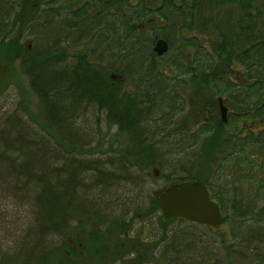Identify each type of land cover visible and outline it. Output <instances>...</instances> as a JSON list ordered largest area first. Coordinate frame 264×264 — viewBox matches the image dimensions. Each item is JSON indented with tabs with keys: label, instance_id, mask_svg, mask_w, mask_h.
<instances>
[{
	"label": "rangeland",
	"instance_id": "obj_1",
	"mask_svg": "<svg viewBox=\"0 0 264 264\" xmlns=\"http://www.w3.org/2000/svg\"><path fill=\"white\" fill-rule=\"evenodd\" d=\"M13 1L19 4L20 0ZM245 1H248V4L241 6ZM81 4L82 0H61L54 9H44L43 6L25 9L26 22L36 24L33 29L24 28L25 24L16 20L19 13V8H16L11 12L8 21V28L13 33L3 40L4 44L0 45V147H4L11 138L19 136L18 119L23 118L34 128H44L57 134L62 148L67 152L65 158H68V152H71L69 154L73 152L74 155L80 154L77 157L81 160L77 157L73 158L84 164L83 178L79 180L78 185V191L81 192L77 200L78 214L73 220L80 224L79 234L83 243L82 253L80 252L83 259L77 264H129V259L134 253H129L126 247L120 250V258L116 262L113 261L114 257L105 253V248L112 251L115 245L114 236L109 231L106 232L107 228L112 231L120 230L112 223L113 221L127 223L133 218L131 234H137L138 242L160 240L159 231L155 228L160 213L143 214V212L151 207V199L154 195L157 197L158 192L188 181L205 182L212 200H219L221 203L219 207L225 221L215 229L185 220H175L172 224L173 228L186 227L194 232V237L191 235L188 237L194 240L192 247L183 248L176 243L177 250H173L174 253H170L164 260L158 254L152 255L154 250L150 248L155 246L153 242L149 247L140 246L139 253L143 254L144 259L142 264H197L198 254L208 255L207 261L200 264H264V192H261L264 189V146H246L243 161L240 155L233 151L230 141L211 146L201 143L200 147L185 149L187 141L177 139L176 135L172 137L165 134L173 133V128L179 125L184 128V133L192 128V118L187 114L189 109L186 101L183 104V113H176L178 115L175 118H169L174 122L175 127L162 124L170 116L169 108L172 107H168L167 103L160 106L161 110L155 115L158 116L156 124H160L161 129L165 130L163 129L158 135L159 129L152 119L147 127L152 134L145 135V138L142 136L143 140L140 141L147 139L163 142H160L157 146L158 150L154 152V163L147 166L138 163L141 166L138 168L130 165L135 157L131 151L135 142L132 144L131 140L136 136L119 130L116 125L106 124L103 110L92 108L87 111L88 120L83 117L78 120L82 141L70 140L66 138L64 129L49 125L43 100L33 84L35 80L33 75L49 62L44 61L41 67L33 68L30 72L26 70L28 64L24 62L29 57L44 58L47 53L56 52L60 45L68 56L65 62L61 59L56 60L53 65L56 68L72 62L76 54L83 53L88 61L113 73L115 76L113 79L118 75L122 76L119 86L126 92H134L138 95L142 94L146 87L149 91L158 94L160 81L152 79V76L161 68L165 76L173 78L172 81L168 79V82H172L169 88L179 94L182 101L187 100L191 93L188 77L174 79L176 69L170 65V61L187 65L191 58L188 48L179 52L171 49L161 60L155 61H149L151 55L149 48H140L137 43L134 44L131 52L127 53L128 50L121 49V44L125 37L134 31L131 30L130 25L135 12L125 15L121 8L120 12L116 11V14L121 16L119 21L116 22L111 18L102 20L98 29L101 33H97L91 21L87 24L84 22L79 27L63 26L62 21L69 20L67 17L69 12L81 8ZM199 8V13L195 12L196 22H201L203 18L207 19L209 27L207 31L198 30L195 34L200 39L205 37L207 42L214 43L223 38L227 49L230 46L233 50L239 51L248 44L242 39L243 31L240 32L239 25L245 27L254 22L253 34L257 36L264 33V0H200ZM95 9L96 7H93L90 11L95 12ZM91 12H88V16H92ZM150 18L156 21V25L160 24L157 16H144L139 21H135L143 27L136 32V36L144 37L157 32L145 31ZM238 32L241 33V37L236 36ZM12 37L13 39L15 37L20 47L13 51L9 47ZM25 47L29 51L22 54ZM144 59L146 60L144 64L138 66ZM232 70L234 76L240 75L246 81L249 80L245 77L242 66L234 65ZM255 75L252 77L254 78ZM214 92L213 90L212 93ZM222 97L225 99L226 95ZM261 122L264 124V119ZM240 125L243 127L241 135L248 126L256 132L264 128L259 124V119L244 120ZM225 132L227 133V130ZM25 137H28V145L33 149V138L29 134ZM14 141L21 142V140ZM76 148L82 150L78 151ZM226 156H228L227 160H225ZM68 161L70 160L64 159L66 164ZM253 161L257 167L255 174L251 175L250 167ZM243 174L245 177L240 179L239 176ZM17 201L14 196L0 190V264H21L20 261L16 262L10 250L16 246L20 229L25 224V216L27 217L26 207ZM97 230L102 232L105 248L99 246L98 240H93L92 236ZM70 236L65 234L63 240L73 243ZM180 248H183L181 252L184 254L180 260H176L175 255L179 254L176 252ZM67 249L64 246L63 252L71 256ZM100 251L105 255L101 256Z\"/></svg>",
	"mask_w": 264,
	"mask_h": 264
},
{
	"label": "trees",
	"instance_id": "obj_2",
	"mask_svg": "<svg viewBox=\"0 0 264 264\" xmlns=\"http://www.w3.org/2000/svg\"><path fill=\"white\" fill-rule=\"evenodd\" d=\"M180 2L184 7H187L185 0H180ZM50 4H53V2L43 3V5ZM120 4L128 10L132 7L127 3V0H122ZM247 4L248 1H245L242 2L241 6ZM31 7H41V4H38L37 0H20L19 4L13 0H0V45L4 44L3 40L13 33L8 28V21L11 12L16 8H19L16 20L25 24L24 28L33 29L36 27L35 22L29 24V22H26L27 18L24 17L25 9H31ZM173 8L175 7L173 6ZM188 10L189 6L184 10L179 7L173 9V12H178L180 16L186 17ZM241 30L243 31L242 39H245L248 43L247 47L238 52L221 48L218 52L211 53L205 66L206 76L214 86H218L215 83L217 81L225 82V88H223L225 92L235 91L239 84H231L229 74L225 73L228 69L224 66L231 63L242 66L245 77L249 80H245L239 87L241 92L247 96L245 102L252 103V107L243 106L240 110L242 114L239 117L253 121L259 119V124L264 126L261 122L264 119V33L257 36L252 34L253 24H247ZM15 43L16 39L12 37L9 42L11 51L20 48ZM59 47L56 52H49L44 58L32 59L29 57L24 62L28 64L26 68L28 72L33 68L41 67L45 62L50 63L44 65L43 69H39L38 73L33 75L35 78L34 88L43 100L49 125L64 129L66 138L70 140L82 141L78 120L82 117L88 120L87 111L92 108L99 111L103 110L106 124L109 126L116 125L119 130L136 136L131 140L132 144L135 142L131 150L135 157H133L130 165L138 168L141 167L138 163H143L146 166L153 164L154 152L158 150L157 146L163 141L140 140H143L142 136L145 138V135L152 134L151 131L147 130V127L150 119L157 117L155 115L161 105L175 100L180 104L183 103L182 98L169 88L171 82H168V79L171 81L173 78L165 76L162 69L159 68L152 79L155 78L161 81L158 84V94H161L160 100L155 104L157 98L152 96V91L145 87L143 94H139L144 95L147 100L142 101L139 94H129L119 86L122 79H111L107 71L88 61L87 56L83 53L76 54L72 62L65 63L63 66L60 65L58 68L54 67L56 60L61 59L63 62L67 60L66 51L63 50L62 45ZM28 51V48L25 47L22 54H26ZM170 64L176 69L174 78L187 76V65H179L174 61H170ZM214 74L217 75V78L214 77ZM252 75H255V77L253 78ZM180 104L178 103V106L172 108L174 111L167 121L162 123L164 126H174V122L169 118L175 117L177 111L178 113L182 111L183 108ZM236 119L238 117L233 116V120ZM18 122H20L19 136L11 138L4 147H0V190L14 196L18 200L17 202L25 206L27 210L26 221L23 228L20 229L16 246L10 249L11 255L16 259V262L20 261L21 264H77L80 259H83L80 256L83 243L81 234H79L80 224L75 223L73 220L78 214L77 203L79 201L77 200L81 196L78 185L80 184L79 180L83 178L82 168L84 164L73 157L80 154L74 155L73 152L72 154L68 152L69 156L65 158L67 152L62 148V144L56 136L57 134L44 128H34L23 118H19ZM156 125L159 129L157 134L160 135L159 133H162L164 128L161 129L160 124ZM172 132L171 134H165V136L171 135L173 137L176 135L177 139L187 141L188 144L185 149L192 147L191 143L188 142L186 133L176 128H173ZM28 134L33 138V149L32 146L28 145V137H25ZM258 135V137H252L251 132H248L243 139V146L251 142L264 146V128L259 131ZM235 139L239 138L234 136L233 140ZM14 140H21V142L17 143ZM243 146L237 149L233 147V151H243ZM76 149L78 151L82 150V148ZM64 159L70 161L66 164ZM201 183L205 184L203 181ZM155 197L154 195L151 199V207L143 214L160 213V218L157 224L155 223L160 240L155 239L152 241L155 246L150 250H154L152 255L158 254L165 260L170 253H174L173 250H177L175 248L176 243L183 248L192 247L194 240L188 237L189 235L194 237L195 234L186 227L173 228L172 224L175 220L184 219L166 215L162 211L157 197ZM215 202L219 206L221 205L219 200ZM133 216H136V214H133ZM112 223L120 228V230L113 229V231L107 228L106 232L109 231L114 236L115 245L111 249L112 251L105 248V241L100 230L95 231L92 236L93 240H98L99 246L106 249L105 253L110 257H114V262L117 259L119 260L120 250L126 247L129 253H134V256L129 259V264H142L143 254L139 253L141 250L138 248L140 246L149 247L152 242H138L137 234H131L133 218L127 223L118 220ZM65 234L71 235L73 243L63 240ZM160 244L161 246L163 244V246L161 247ZM64 246L68 248L67 251L71 256L63 252ZM183 248L176 252L179 254H172L177 257L176 260L183 257L184 253L181 252ZM132 250L134 252H131ZM99 254L101 256L105 255L102 251ZM196 256L198 258L197 264L207 261V254Z\"/></svg>",
	"mask_w": 264,
	"mask_h": 264
},
{
	"label": "flooded vegetation",
	"instance_id": "obj_3",
	"mask_svg": "<svg viewBox=\"0 0 264 264\" xmlns=\"http://www.w3.org/2000/svg\"><path fill=\"white\" fill-rule=\"evenodd\" d=\"M61 0H37L38 4H41L44 9H54V6L59 3ZM187 3V7H184L180 0H127L132 7L128 10L121 6L122 0H82L81 8L69 12L67 15L69 20L62 21L63 26L67 27H75L81 26L84 22L91 21L94 23V28L97 30V33H101L99 26L101 25L102 20L111 18L114 21H119L121 16L116 14V11H121L120 8L124 11L125 15H131V13L135 12L134 19L131 20L132 27L131 30L134 29L129 35H127L124 39L123 44H121V49L128 50L127 53H130L134 48V44H139L138 47L146 48L148 47L150 50L149 61L161 60L162 57L169 51L174 50L175 52H179L180 50L189 49V53H191V58L187 63L188 68V81L191 86V93L188 96L187 100H183V103L180 104L177 100L166 102L167 106H171L172 108L178 106V103L182 106V111L178 114L183 113L184 111V101L187 103L189 109L188 115L191 116V125L192 128L188 130L186 133L188 136V142L191 143V146L200 147L201 143H206V145L211 146L214 144H219L221 142H229L231 143V147L239 148L243 146V139L247 136L248 132H251L252 137H258V133L252 129V127L248 126L245 130V133L241 135L243 127L240 125L244 121L243 118L239 117L242 112L240 111L243 106L252 107V103L245 102L247 96L241 92V88L239 87L245 79L240 77V75H233L234 71L232 67L238 64H228L224 67H227L226 74H229V80L231 84H239L236 87L235 91L225 92L223 88H225V82L217 81L215 83L218 86H214L211 83L210 79L206 76L205 66L207 65V59L211 53H216L221 48H226V41L222 38L217 42L211 43V41L206 40L205 37L200 39L195 32L198 30H202L203 32L207 31L209 27V20L202 19L201 22L195 20V12L199 13L200 0H185ZM44 2H53L50 5H43ZM156 6H151L155 5ZM173 6L175 8H173ZM186 17L180 16L178 12H173V9H178L179 7L183 10L188 8ZM96 7L95 12H91L90 10ZM88 12L92 13V16H88ZM162 12V13H161ZM157 16L159 20V25H156V21L154 22L151 18L148 20V24L145 27V31H157L153 35H145L144 37L136 36V32L142 30V25L140 23H135V21H139L144 16ZM85 16V17H84ZM252 22L251 24H253ZM156 25V26H155ZM240 28V32H242V25L238 26ZM254 30V29H253ZM188 33L189 35H187ZM207 33V32H206ZM240 34L236 35L240 37ZM253 34V31H252ZM242 36V35H241ZM238 39V38H237ZM158 40L165 41L167 45V51L158 56L155 53V46ZM173 40V42H171ZM207 42V43H206ZM153 44V45H152ZM174 44V45H173ZM248 45V44H247ZM247 45L245 47H247ZM152 46V48H151ZM244 47V48H245ZM151 48V49H150ZM232 50L234 52H238L233 50L230 46L228 50ZM241 51V50H239ZM146 60H142L138 66H142L141 64ZM175 62V61H174ZM176 64L180 62H175ZM96 65V64H94ZM171 65V64H170ZM100 67L99 65H96ZM172 66V65H171ZM174 67V66H172ZM221 67H223L221 65ZM101 68V67H100ZM104 70V68H101ZM106 71V70H104ZM108 72V71H107ZM118 75V74H117ZM108 76L113 79L115 76L113 73L108 72ZM122 76H117V79H121ZM214 77L217 78V75L214 74ZM180 79V78H174ZM184 79V78H183ZM160 81L159 79H156ZM172 81V80H171ZM161 82V81H160ZM172 83V82H171ZM211 87V88H210ZM212 89V90H211ZM215 91L214 94L212 91ZM129 94L135 95L134 92ZM143 94V93H142ZM177 94V93H176ZM180 96L179 94H177ZM226 95L224 99L222 96ZM152 96H155L157 99L155 100V104L160 100L161 94H157L156 92H152ZM142 101H146L144 95H139ZM181 97V96H180ZM182 98V97H181ZM178 103H177V102ZM245 102V103H244ZM251 102V101H250ZM222 109H224V116L222 115ZM161 109H158L160 111ZM170 113L174 111V109L169 108ZM156 112V113H157ZM175 114L174 116L178 115ZM172 114H170L171 116ZM234 117H238L235 121ZM158 117V116H157ZM188 117V116H187ZM175 118V117H174ZM250 120V119H248ZM152 119H150V122ZM154 121H158V118H154ZM253 121V120H250ZM175 127V125H174ZM179 127V128H178ZM176 129H179L183 132L184 128H181L179 125ZM186 127V126H183ZM227 130V133L225 132ZM239 139H234V136ZM224 136V137H223ZM222 137V138H221ZM256 146L255 142H251L250 144H246L243 146ZM243 151L237 152L240 155L241 161L245 160L243 155ZM228 156L225 157L227 160ZM264 158V156H263ZM257 164L253 161L251 162L250 174H255V168ZM244 176L240 175L239 178L242 179ZM174 186V185H172ZM171 186V187H172ZM166 190V189H165ZM165 190H161L165 191ZM209 190V189H208ZM210 192V191H209ZM264 192V189L261 190Z\"/></svg>",
	"mask_w": 264,
	"mask_h": 264
},
{
	"label": "water",
	"instance_id": "obj_4",
	"mask_svg": "<svg viewBox=\"0 0 264 264\" xmlns=\"http://www.w3.org/2000/svg\"><path fill=\"white\" fill-rule=\"evenodd\" d=\"M156 55L167 51L165 41L158 40L154 48ZM224 116V109H222ZM157 199L162 211L172 217H180L197 225L218 228L223 223L219 205L214 202L203 183L184 182L158 192Z\"/></svg>",
	"mask_w": 264,
	"mask_h": 264
}]
</instances>
